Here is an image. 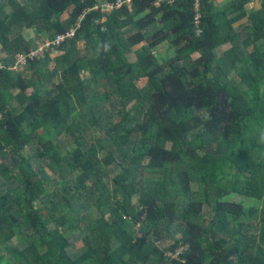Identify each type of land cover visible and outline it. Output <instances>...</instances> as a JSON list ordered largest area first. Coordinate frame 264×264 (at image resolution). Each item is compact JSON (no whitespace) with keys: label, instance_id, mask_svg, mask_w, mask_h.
Instances as JSON below:
<instances>
[{"label":"trees","instance_id":"trees-1","mask_svg":"<svg viewBox=\"0 0 264 264\" xmlns=\"http://www.w3.org/2000/svg\"><path fill=\"white\" fill-rule=\"evenodd\" d=\"M104 1L0 0V264H264V0L88 11L8 68Z\"/></svg>","mask_w":264,"mask_h":264},{"label":"built area","instance_id":"built-area-1","mask_svg":"<svg viewBox=\"0 0 264 264\" xmlns=\"http://www.w3.org/2000/svg\"><path fill=\"white\" fill-rule=\"evenodd\" d=\"M133 1L134 0H114L113 2L104 1L102 3L95 4L93 8L89 10H84L71 28L67 29L65 32L58 34L53 40L50 39H48L49 41L41 40L38 44V47L31 49L29 51L16 53L13 58V63L10 64L8 68H10L12 71L20 72L27 67L29 62L41 58L47 50L59 46L61 43L65 42L66 40H71L75 38L76 33L80 29L81 23L88 11L94 10V11H100L105 14H109L114 11L121 10L123 8H127L131 10ZM174 2L175 0H155V4L157 5H162V4L173 5ZM193 6L195 11L193 24L197 36H200L203 32V29L201 27L202 18H203L202 0H193ZM3 68L4 65L2 62H0V70ZM2 118H3V113L0 109V120ZM179 254L180 251L176 253H171L169 254V256L175 257V256H179Z\"/></svg>","mask_w":264,"mask_h":264},{"label":"rangeland","instance_id":"rangeland-1","mask_svg":"<svg viewBox=\"0 0 264 264\" xmlns=\"http://www.w3.org/2000/svg\"><path fill=\"white\" fill-rule=\"evenodd\" d=\"M19 1L21 2L22 0H19ZM222 1H224V0H222ZM254 6H255V7L257 6L258 8H260V0L255 1L253 4H251V5L249 6V8H253ZM8 10H9V9H8ZM68 14H69L68 12L65 13L64 16H63V18H64V19L67 18ZM244 20H245V19H244ZM244 20H243V21H244ZM243 21H242V22H243ZM22 34H23L28 40H34V41H35V48L38 47V44H39V42H40L41 40H43V41H46V40L49 41L48 38H47V35L42 34V35H41L42 37H38V36L35 35L34 31H33V30H30V29H23ZM78 47H79L80 49H82V48L84 47L83 42H80ZM228 48H230V45H229V44L223 46V47H222V51H225V50H227ZM0 50H1V45H0ZM156 52H157L159 55H161L162 57H166V56L169 57V56L174 55V50L171 49L170 47H168L166 44H161V45H159V46L156 48ZM57 53H58V52H57ZM57 53H56V52L52 53V54H51L52 57H53V58L56 57V54H57ZM24 68H25V67H24ZM25 70H26V68H25L24 70L20 71V72H24ZM16 73H18V72H16ZM81 74H82L83 77H85V78H89V72H88L87 70H85V71L82 70V71H81ZM14 93H15V94L18 93V90H16ZM19 110H20V108H19ZM24 153H25V154H28V153H29V148L26 149V150H24ZM113 177H115V175H111V180H110V183H109V187H110L111 189L114 188V185L112 184V182H113ZM229 200H232V201H235V202H244L245 204H249V203H251V204L258 205V203H254L253 200L245 199V198H242V196H238V195H234V196L231 197ZM138 201H139V197H138V196L135 197V198H133V200H132V204H133V206H136V205L138 204ZM91 212H92L91 214L94 216V218L98 216V214H97V212H96L95 210H92ZM255 222H258V220H256ZM169 243H170V241H165V242H164V244H169ZM72 244L74 245V248L76 249V252H79V251L81 250V248H82V243H81V240H80V239H78V238H74V239H72Z\"/></svg>","mask_w":264,"mask_h":264},{"label":"crops","instance_id":"crops-1","mask_svg":"<svg viewBox=\"0 0 264 264\" xmlns=\"http://www.w3.org/2000/svg\"><path fill=\"white\" fill-rule=\"evenodd\" d=\"M233 0H224V1H222V0H217V3H218V6H220V7H224V6H226V5H228L230 2H232ZM253 4V3H252ZM254 9H258V7L256 6H254ZM12 103V105L13 106H16L15 105V101L14 100H12L11 101Z\"/></svg>","mask_w":264,"mask_h":264},{"label":"clouds","instance_id":"clouds-1","mask_svg":"<svg viewBox=\"0 0 264 264\" xmlns=\"http://www.w3.org/2000/svg\"><path fill=\"white\" fill-rule=\"evenodd\" d=\"M183 250H184V246H181V247L177 248L176 252L180 251V254H179V256H180L181 253L183 252ZM179 256H175V258H178Z\"/></svg>","mask_w":264,"mask_h":264}]
</instances>
